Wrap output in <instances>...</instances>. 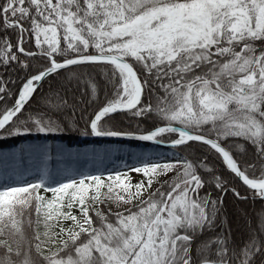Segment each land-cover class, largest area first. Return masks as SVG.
<instances>
[{"label": "snow or ice", "instance_id": "1", "mask_svg": "<svg viewBox=\"0 0 264 264\" xmlns=\"http://www.w3.org/2000/svg\"><path fill=\"white\" fill-rule=\"evenodd\" d=\"M77 130L144 147L50 165ZM8 139L36 162L0 173V264H264V210L237 239L225 207L264 201V0H0Z\"/></svg>", "mask_w": 264, "mask_h": 264}, {"label": "trees", "instance_id": "2", "mask_svg": "<svg viewBox=\"0 0 264 264\" xmlns=\"http://www.w3.org/2000/svg\"><path fill=\"white\" fill-rule=\"evenodd\" d=\"M49 85H51L52 88L62 87L60 78L56 77L55 75H53L49 80H46L44 82L43 88L41 90H38L37 97L36 99L33 100L32 105L30 106L32 107L33 110L36 109L37 101L39 100L40 96L43 93L48 92ZM73 91L77 96H80L82 92L87 91V85L80 84L78 87L74 86ZM98 94L99 96L103 97L104 95L103 86H101ZM11 102L12 101H9V103ZM69 115H71V112H69ZM82 115L86 116L87 112L85 111V113H81L80 111H77L75 113L76 120L80 128H83L85 126L84 119H81ZM87 136L88 135H81L79 133V130H77L75 132H67L58 135L55 139L50 137L49 143L52 146L53 154L58 148L63 149L64 158L61 160H57L53 155V159L49 160V164L52 165L53 167H56L58 165L75 167L77 164L80 165L86 164L88 165V167L93 168L95 165L101 163V162H95V158H97L98 156L99 157L102 156L109 150H111L114 159H121L122 153H124L125 151L127 150L136 151L144 147L142 142L128 141V140L123 142H114L115 139L111 140L110 142H101V143L85 142L84 144H82L81 143L82 140H85ZM28 142H32V138H29ZM21 144L22 141L20 140H14V139L0 140V173H3L5 171V165H7L8 168H13L16 166V160L13 159L14 153L16 154V158L22 161L24 166H28L36 162L35 158L29 154H24V155L19 154V146ZM117 149H119L120 151H117ZM68 150H71V152H69ZM145 150H152V149L145 148ZM6 153L8 154L7 156L5 155ZM25 153H27L26 146H25ZM245 159H248V157H245ZM249 163H251V160H249ZM104 164L107 167L112 166L111 164H108L107 161L104 162ZM256 175L258 176L259 172H257ZM165 179H170V176H168ZM234 183L239 184L240 182L237 180L234 181ZM157 186L158 185H156L155 188ZM239 190L241 192V195H244L247 190V187L243 186ZM103 207L107 209L106 205H103ZM225 207L228 211L229 218L233 223L235 238L239 239L241 235L246 233L247 230L246 225L248 223H251L253 227L259 229L260 227L259 215L261 214L262 210H264V201H261L259 199L253 201L251 198H249L247 201H239L233 198L232 194L229 193L225 197ZM241 210L246 211L247 216L242 215ZM33 218H35L34 210H33Z\"/></svg>", "mask_w": 264, "mask_h": 264}, {"label": "rangeland", "instance_id": "3", "mask_svg": "<svg viewBox=\"0 0 264 264\" xmlns=\"http://www.w3.org/2000/svg\"><path fill=\"white\" fill-rule=\"evenodd\" d=\"M108 167H112V166H108ZM130 175H131V177H132V182H133V183H135V182L139 181L140 179H142V176H141L140 174H136L135 172L130 173ZM164 178H166V177H163V179H164ZM102 179H104V180L106 181V183H107V176H106V175L103 176ZM156 185H157V184L154 183V184H153V188H155ZM41 191L43 192V190H41ZM102 191L106 192V191H107V187L105 186V187L102 189ZM90 194H91V195H94V193H90ZM44 195L47 196V197H49V198L52 197V193H51V192H44ZM90 202H91V201H90ZM104 205H106L107 208H108V207H113V210H115V206L112 204V202H111L110 200H109V201H106V202L104 203ZM124 207H128V205H124ZM73 211L76 212L77 214H79V210H78V208H74ZM65 223H66V224H70L71 221H67V222H65Z\"/></svg>", "mask_w": 264, "mask_h": 264}, {"label": "bare ground", "instance_id": "4", "mask_svg": "<svg viewBox=\"0 0 264 264\" xmlns=\"http://www.w3.org/2000/svg\"><path fill=\"white\" fill-rule=\"evenodd\" d=\"M92 135H88L87 137H86V139L85 140H82V144H84L85 142H87V143H101V142H110L111 140H113V139H109V140H100V138L99 139H97V140H94L92 137H91ZM127 139H122V138H118V139H116L115 138V140H114V142H123V141H126ZM100 158H103V161L104 162H106L107 161V156L105 155V154H103L102 156H98L97 158H95V162H101V159ZM168 177V176H167ZM166 177V178H167ZM165 179V178H164ZM247 187V186H246Z\"/></svg>", "mask_w": 264, "mask_h": 264}, {"label": "water", "instance_id": "5", "mask_svg": "<svg viewBox=\"0 0 264 264\" xmlns=\"http://www.w3.org/2000/svg\"><path fill=\"white\" fill-rule=\"evenodd\" d=\"M94 140H97V139H99L100 138V140H109V139H118L117 137H98V136H94V135H92L91 136Z\"/></svg>", "mask_w": 264, "mask_h": 264}]
</instances>
